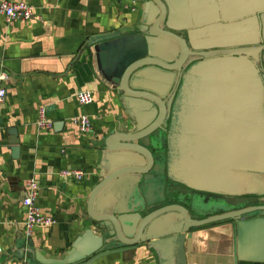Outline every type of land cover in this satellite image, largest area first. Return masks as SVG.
<instances>
[{
	"label": "water",
	"instance_id": "1",
	"mask_svg": "<svg viewBox=\"0 0 264 264\" xmlns=\"http://www.w3.org/2000/svg\"><path fill=\"white\" fill-rule=\"evenodd\" d=\"M144 1L131 31L87 42L97 51L135 44L115 80L130 119L104 136L86 204L100 234L94 250L81 262H48L22 237L3 258L94 264L138 251L145 264H188L197 228L264 222V0ZM7 120L0 125L18 157L19 129Z\"/></svg>",
	"mask_w": 264,
	"mask_h": 264
},
{
	"label": "crops",
	"instance_id": "2",
	"mask_svg": "<svg viewBox=\"0 0 264 264\" xmlns=\"http://www.w3.org/2000/svg\"><path fill=\"white\" fill-rule=\"evenodd\" d=\"M13 1L32 5L35 18L8 23L0 14V76L8 75L6 81L0 79V87L7 91L0 102V117L17 123L21 147L16 157L8 144L12 136L0 125V264H26L7 258V250L13 255L18 239L27 237L23 201L31 179L40 187V209L57 223L40 225L27 238H33L43 261L81 262L100 235L86 216V204L101 176L104 136L122 127L120 118L130 119L115 80L123 56L135 52L134 42L121 49L116 42L107 43L101 51L87 42L92 34L131 31L138 14L118 0ZM259 22L261 31V16ZM81 90L94 93L92 104L79 103L76 94ZM43 108L53 121L51 130L38 126ZM81 115L91 117L92 133H82L72 122ZM66 170H82L84 179L63 176ZM251 222L237 226L223 221L197 228L186 241L188 264H264V222ZM137 252L125 258L114 254L94 264H138L139 260L145 264L147 254Z\"/></svg>",
	"mask_w": 264,
	"mask_h": 264
},
{
	"label": "built area",
	"instance_id": "3",
	"mask_svg": "<svg viewBox=\"0 0 264 264\" xmlns=\"http://www.w3.org/2000/svg\"><path fill=\"white\" fill-rule=\"evenodd\" d=\"M119 3H123L128 9L136 11L137 0H118ZM0 14L4 16L8 23H14L18 21H30L35 18V8L24 1L3 0L0 2ZM8 75L4 72L0 79L6 81ZM7 91L0 87V102H3L6 98ZM76 97L81 105L92 104L95 100V95L90 90H81L76 94ZM72 122L78 126L80 131L84 134H90L93 131L92 119L89 115H81L74 117ZM38 126L41 129L51 130L53 128V121L47 117L46 109H41ZM1 129V126H0ZM63 176L70 177L76 180L84 179L85 173L82 170H66L62 172ZM29 193L25 197L23 203L27 209V217L25 220V228L27 237L33 235L36 227L52 226L57 223L56 219L52 215H48L42 212L37 200L39 197L40 187L35 179H31L28 183Z\"/></svg>",
	"mask_w": 264,
	"mask_h": 264
},
{
	"label": "flooded vegetation",
	"instance_id": "4",
	"mask_svg": "<svg viewBox=\"0 0 264 264\" xmlns=\"http://www.w3.org/2000/svg\"><path fill=\"white\" fill-rule=\"evenodd\" d=\"M138 2H137V5H136V11L135 12H137V14H138V16L140 15V12H141V10L143 9V4H144V0H137ZM168 186V185H167Z\"/></svg>",
	"mask_w": 264,
	"mask_h": 264
}]
</instances>
